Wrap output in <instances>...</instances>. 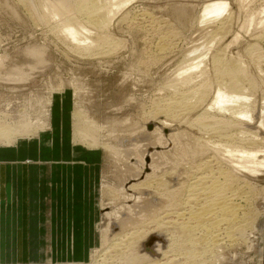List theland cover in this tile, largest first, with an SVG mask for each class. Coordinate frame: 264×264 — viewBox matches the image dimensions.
<instances>
[{
  "label": "bare ground",
  "instance_id": "obj_1",
  "mask_svg": "<svg viewBox=\"0 0 264 264\" xmlns=\"http://www.w3.org/2000/svg\"><path fill=\"white\" fill-rule=\"evenodd\" d=\"M133 1L38 0L42 12L38 20L51 23L50 31L68 49L74 52L80 50L77 54L94 58L105 53L100 47L108 44L109 40L99 34L96 38L91 37L86 25L90 24L95 30L106 29ZM239 1L244 5L249 0ZM25 2L33 5L32 0ZM228 9L229 4L225 0H209L202 4L199 11L198 23L215 26L213 33L218 41L231 33L229 24L233 17L228 14ZM144 13L141 14L144 15L143 19L147 16ZM183 17L185 15L179 12L177 19ZM252 27L260 29L258 36L264 41V31H261L264 30V1L256 12L247 11L241 29L249 31ZM235 34L226 46L227 50L238 41L239 35ZM164 41L163 36L159 46V53L162 54L168 49L167 44L162 43ZM91 47L95 48L94 53H89ZM209 47L206 52L204 48L202 54L196 53L197 50L191 51L190 54L196 53L194 56L199 54L196 57H185L186 60L177 67L173 78L165 85L167 97L151 106L148 115L151 121L154 120L151 122L154 129L150 134L155 138V143L150 152L144 155L149 159V164L141 163L138 174L130 180V184L125 185L126 192L140 191V196L133 204L126 206L121 216L113 217L114 228L112 223L108 227H101L100 220L111 214L106 211L105 205L96 202L93 264H213L217 261L218 253L223 252H218L220 248L237 246L249 229L253 210L249 212L251 209L241 204H250L254 194L252 186L246 184L248 182L239 185V178L240 173L258 176L264 172V137L245 127L255 124L264 130V90L256 121V98H253L256 80L253 72L248 71L241 58L227 59L226 48L223 50L222 47L209 55ZM248 49L250 53H246L250 56L255 52V60L253 57L249 60H254L255 67L252 66L257 71L256 76L264 83V51L257 45H250ZM32 55V68L43 64L41 51L36 50ZM208 56L209 63L206 61ZM47 106L52 107L50 97ZM26 109L16 118L7 112H0V147L13 148L18 141H29L51 129V110L40 108L41 113L33 112V119ZM73 119L74 145L81 144L86 149H93L97 145L94 122L85 119L80 111H74ZM173 123L193 129L199 137L194 136L193 144L189 145L182 140L191 138L188 133L175 130L176 133L166 136L164 131ZM145 126L147 123L143 129ZM168 145L171 146L170 150L165 149ZM157 149L166 151L157 152ZM170 155L183 162L189 159L185 163L187 167L184 166L181 172L182 181L177 188L173 185L176 189L172 188L171 180L180 173L178 165L163 168L167 161L173 160ZM128 210L133 211L134 215L128 214Z\"/></svg>",
  "mask_w": 264,
  "mask_h": 264
},
{
  "label": "rangeland",
  "instance_id": "obj_2",
  "mask_svg": "<svg viewBox=\"0 0 264 264\" xmlns=\"http://www.w3.org/2000/svg\"><path fill=\"white\" fill-rule=\"evenodd\" d=\"M25 1L0 0V79L3 78L0 80V112H7L11 117L16 118L27 108L28 114H32L31 117L34 119L35 114L42 111L40 108L44 111L51 110L49 131H43L37 138L19 141L16 144L17 149L20 145H25L27 154L33 151L40 152L42 158H38V161L33 157L27 158L31 164L44 166L49 163L50 165L75 166L78 163L72 158L65 159L57 156L44 158V155L65 157L76 151L77 161H90L88 165L96 167L93 169L92 179L94 180L90 183L93 186L89 191L92 198L91 219L80 222L86 227V233L84 231L82 236L83 231L77 232L71 239L69 238L71 235L63 239V260L66 264H93L96 202L105 205L106 211L111 214L104 217V220L100 218L101 227H108L112 223V228H114L113 217L121 216L126 206L133 204L140 196V191L126 192L125 185L130 184V180L138 174L141 163L149 164V159L144 155L150 152L155 138L150 134L154 129L151 123L154 120H150L148 113L150 114L153 104L167 97L168 92L165 85L173 78L177 67L186 60L185 57L187 59L188 56L196 57L199 54L195 56L193 54L200 52L202 54V51L209 46H211L209 55H213L222 47L224 50L237 33L238 41L229 46L228 50L225 49L227 53L225 55L227 59L241 58L249 68L248 71H251V74L253 72L256 80L255 95L253 94V98H256L254 116L256 121L258 120L260 112L258 107L264 83L256 76L255 52L253 56H250L248 47L257 45L264 51V41L258 36L260 29L252 27L248 31L241 27L247 11L256 12L264 0H249L250 2L247 1L243 3L244 5L239 0H225L229 4L228 14L232 15L233 21L231 20L232 23L229 24L231 33L219 41L213 33L215 26L200 24L197 19L202 4L209 0H134L115 17L106 29L95 30L90 24L86 25L91 37L96 38L99 34L109 40L108 44L100 47L105 53L94 58L77 54L80 50L74 52L68 49L53 34L54 32L50 31L51 23L47 24V22L38 20L42 14L38 0H32L33 5H28ZM42 1L54 2L55 0ZM142 12L148 16L145 17L146 20L143 19ZM179 12L185 15L183 19H177ZM140 17H143L142 21ZM163 36L166 41L162 43H166L168 49L162 54L159 53V46ZM207 49L204 52L208 51ZM247 49L248 51H245ZM36 50L41 51L43 64L32 68L34 57L32 53ZM94 50L95 48L91 47L88 51L94 53ZM194 50H197L196 53L190 54ZM209 57L206 59L208 63ZM252 57L254 60H249ZM208 63L207 67L210 72ZM49 97L52 100L51 108L47 106ZM27 105L29 107L23 108ZM74 111H80L85 119L94 122L93 125L97 130V145L93 149H86L81 144L74 145ZM54 115L57 117L55 126L52 122ZM145 123L147 126L143 129ZM171 125L166 130L167 132L164 131L166 136L169 133H176L175 130L188 133V137L191 138L182 140H186V144L189 145L193 144L194 136L199 137L196 131L193 129L191 131L184 125L174 123ZM252 125L245 127L248 126L250 131H257L259 136L264 137V130L258 128V125ZM170 148L171 146L168 145L165 149L170 150ZM166 150L157 149L156 151ZM86 155L91 157L88 160L84 159ZM173 160L167 161L169 165L163 168L169 169V167L174 168V164L178 165L177 170L180 169V176L177 175L171 180V185L177 188L183 178L181 172L184 166L187 167L188 164L185 163L189 162V159L186 160L187 162L181 161L180 158ZM262 173L258 176L240 173L239 185L242 186L248 182L246 184L252 186L254 195L251 196L252 200L250 198V204L247 202L241 205H246L244 207L248 210L250 208L249 212L253 210L251 214L253 219L241 243L239 242L237 246L235 244L233 248L226 247L229 249L222 247L221 250L220 248L218 252H223L218 253L216 261L218 263L213 264H263L264 172ZM178 176L181 179H178ZM174 186L172 188H175ZM131 210L127 213L134 215ZM45 241L50 245L49 238ZM69 241L76 253L69 252ZM72 255L74 259H71Z\"/></svg>",
  "mask_w": 264,
  "mask_h": 264
},
{
  "label": "crops",
  "instance_id": "obj_3",
  "mask_svg": "<svg viewBox=\"0 0 264 264\" xmlns=\"http://www.w3.org/2000/svg\"><path fill=\"white\" fill-rule=\"evenodd\" d=\"M52 122L55 126V115ZM25 148L23 144L18 149L0 147V264H66L63 239L81 231L83 236L86 227L80 222L91 219L89 191L96 167L88 165L90 161H77L76 151L65 157L44 155L72 158L75 166L31 164L28 157L37 160L42 155L27 154ZM69 243V252L76 253Z\"/></svg>",
  "mask_w": 264,
  "mask_h": 264
}]
</instances>
